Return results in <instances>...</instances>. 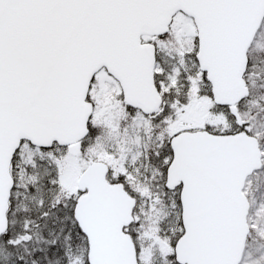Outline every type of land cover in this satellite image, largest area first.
Here are the masks:
<instances>
[{
  "label": "snow or ice",
  "instance_id": "snow-or-ice-1",
  "mask_svg": "<svg viewBox=\"0 0 264 264\" xmlns=\"http://www.w3.org/2000/svg\"><path fill=\"white\" fill-rule=\"evenodd\" d=\"M0 264H264V0H0Z\"/></svg>",
  "mask_w": 264,
  "mask_h": 264
}]
</instances>
